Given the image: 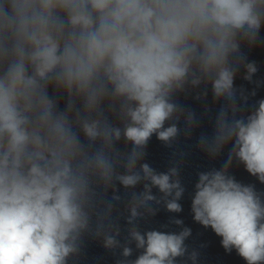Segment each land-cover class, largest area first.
<instances>
[{
    "label": "clouds",
    "instance_id": "1",
    "mask_svg": "<svg viewBox=\"0 0 264 264\" xmlns=\"http://www.w3.org/2000/svg\"><path fill=\"white\" fill-rule=\"evenodd\" d=\"M262 28L264 0H0V264H81L88 239L115 264H199L182 219L178 232L138 221L183 211V161L158 172L146 149L191 138L201 117L177 97L209 89L223 103L196 146L229 151L197 173L193 220L264 264V194L230 174L238 162L264 184V99L242 112L264 84L243 50L264 45Z\"/></svg>",
    "mask_w": 264,
    "mask_h": 264
}]
</instances>
